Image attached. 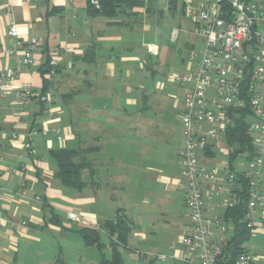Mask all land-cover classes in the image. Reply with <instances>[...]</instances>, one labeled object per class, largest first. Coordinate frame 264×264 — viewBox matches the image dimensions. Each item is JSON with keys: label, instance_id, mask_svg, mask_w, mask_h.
Returning a JSON list of instances; mask_svg holds the SVG:
<instances>
[{"label": "crops", "instance_id": "1", "mask_svg": "<svg viewBox=\"0 0 264 264\" xmlns=\"http://www.w3.org/2000/svg\"><path fill=\"white\" fill-rule=\"evenodd\" d=\"M142 1L144 5L121 8L113 16H92L84 0H0V71L17 70L0 96V264H82L84 243L77 238V228L96 227L121 212L133 224L123 210L127 195L122 184L134 177V154L106 149L103 136L132 127L134 113L138 117L147 108L162 110L159 106L167 98L174 100L175 108L179 106L180 122L184 89L175 78L196 69L198 58L190 57L191 53L204 49L189 17L187 33L199 37L201 46L188 43L181 56L184 71L175 73L172 63L178 45L168 49L159 23L165 6L174 9L179 1L183 4L181 0ZM12 26L18 37L9 35ZM179 28H170L171 42L177 40ZM174 30H178L176 36ZM31 37L39 46L31 48V64L18 70L21 50L15 41ZM51 58L57 64L48 75ZM166 62L170 70L162 71L161 78L145 73ZM24 86L31 94L20 100L15 93ZM169 92H179L180 100ZM41 94L50 99L38 101ZM250 120L248 114L245 121ZM168 134L172 136L173 131ZM27 141L33 151L24 147ZM62 148L77 149L90 162L92 171L82 170L84 184L79 189L62 185L56 175L51 151ZM226 159L225 148L198 152V160L209 165L220 166ZM240 161H233V166L244 168L245 161ZM107 163H112V170ZM261 173L264 178V162ZM164 177L181 189L180 172ZM143 200L147 202L146 197ZM260 209L264 210V198L253 216L254 227L264 220ZM219 211L210 204L205 215L212 217ZM69 212L77 219L70 220ZM185 227L178 239L180 248L171 255L179 263L180 238L189 230L188 221Z\"/></svg>", "mask_w": 264, "mask_h": 264}, {"label": "built area", "instance_id": "2", "mask_svg": "<svg viewBox=\"0 0 264 264\" xmlns=\"http://www.w3.org/2000/svg\"><path fill=\"white\" fill-rule=\"evenodd\" d=\"M84 1L99 8L100 0ZM181 2L194 23V33L203 40L204 49L191 53L190 57L198 58L196 69L175 78L184 89L180 115L184 144L177 154L179 186L184 192L189 226L180 238L179 260L182 264H250L249 251L231 256L227 248L235 235L233 218L237 207L244 206L241 220L251 230L253 216L263 199L264 0ZM177 32L174 30L173 35ZM9 35L18 37L15 27H11ZM15 45L21 50L20 70L31 64V48L37 49L39 42L35 37L19 38ZM48 63L52 66L48 75H52L57 61L51 58ZM16 74L15 69L0 71V96ZM15 94L26 100L31 89L24 86ZM38 99L47 101L49 97L41 95ZM240 109H247L251 116L246 122L251 152L242 145L241 150L235 151L234 145L227 141L235 127L234 114ZM40 131L45 135V129ZM24 147L33 151L29 141ZM221 148H225L227 159L220 166L198 160V152ZM235 160L241 163L244 160L245 167L233 166ZM210 204L220 209L212 217L205 215ZM260 214L264 215V210L260 209ZM68 218L77 219L74 212H69Z\"/></svg>", "mask_w": 264, "mask_h": 264}, {"label": "rangeland", "instance_id": "3", "mask_svg": "<svg viewBox=\"0 0 264 264\" xmlns=\"http://www.w3.org/2000/svg\"><path fill=\"white\" fill-rule=\"evenodd\" d=\"M176 6L174 9L168 5L163 8L159 26L163 28L161 35L165 45L168 41V49L178 45L175 50L176 60L172 65L173 71L180 73L184 71V66L181 67V56L189 49L188 43L192 42L195 47H199L201 41L199 37L187 33L190 28L189 16L180 1ZM176 26L180 27L179 36L175 42H171L170 28ZM152 60L154 62L156 58L152 57ZM166 70H170L167 62L153 71L145 69V73L151 76L154 72V79H157L161 78ZM170 96L180 100L179 92L170 93ZM159 107L162 110L147 108L138 117L134 113L132 127L124 132L109 131L103 136L106 149H116V154L121 151L134 154V177L130 183L122 184V190L127 195L125 202H122L126 205L123 210L132 218L133 227L124 244L116 246L120 264H182L171 255L175 248H180L179 235L187 230V209L183 206L184 192L171 179L164 177V174L180 172L177 151L183 145L184 139L181 124L177 119L180 109L179 106L174 107V100L171 101V98L165 99ZM172 131V136H169L168 133L171 134ZM110 164L112 163H107L109 171L113 169ZM103 169L101 171H104ZM124 170L123 168L119 172ZM262 192L264 198V186ZM143 197L147 198V202ZM77 236L81 239L79 234ZM99 240L103 244L101 252L104 258L111 259V242L115 240V235L110 236L106 231L99 230ZM75 242L73 240L74 245ZM81 242L83 243L82 239ZM243 247L252 254L250 264H264V220L261 226L251 229L250 238L243 243ZM82 253L85 264H98L101 261V254L95 245L82 244Z\"/></svg>", "mask_w": 264, "mask_h": 264}, {"label": "trees", "instance_id": "4", "mask_svg": "<svg viewBox=\"0 0 264 264\" xmlns=\"http://www.w3.org/2000/svg\"><path fill=\"white\" fill-rule=\"evenodd\" d=\"M142 5H144L142 0H100L99 8H94L87 4V12L92 16H113L117 14L121 8L125 9ZM41 110L43 111V108ZM248 114L249 112L247 109H240L238 111L235 118V127L227 137L229 144L234 145L235 151L241 150L240 146L235 144V142L240 143L249 152L252 150L249 143V137L246 134L245 117ZM51 153L57 163L58 170L56 175L61 184L78 189L81 188L84 184L81 180V172L84 168H89V170L92 171L90 162L85 159L77 149L62 148L51 151ZM76 156L79 157L77 161L74 160ZM243 210L244 206L240 204L236 209V216L233 218L235 235L230 240V245L227 248L230 251L231 256L246 250L243 247V243L248 240L250 236V230L246 228L245 222L241 220L243 218ZM132 225V221L121 212L117 213V216L114 219L104 220L96 227L81 226L75 231L81 236L85 245H95L97 247L101 254V261L98 264H120V258L116 246L124 244ZM99 230L106 231L110 236L113 234L115 235V240L111 242L113 247V256L111 259L104 258L103 253L101 252L103 244L99 240ZM54 264L63 263L58 261Z\"/></svg>", "mask_w": 264, "mask_h": 264}]
</instances>
